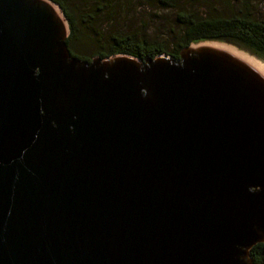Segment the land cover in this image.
I'll return each mask as SVG.
<instances>
[{"label":"water","instance_id":"95a60500","mask_svg":"<svg viewBox=\"0 0 264 264\" xmlns=\"http://www.w3.org/2000/svg\"><path fill=\"white\" fill-rule=\"evenodd\" d=\"M49 0H0V264H253L264 61L71 56Z\"/></svg>","mask_w":264,"mask_h":264},{"label":"trees","instance_id":"16d2710c","mask_svg":"<svg viewBox=\"0 0 264 264\" xmlns=\"http://www.w3.org/2000/svg\"><path fill=\"white\" fill-rule=\"evenodd\" d=\"M49 1L62 11L68 27L66 46L80 60L116 54L139 59L166 54L178 59L181 49L205 40L230 43L264 60V17L254 9L255 0H145L171 11L169 33L159 40L132 32H103L106 0ZM87 45L98 50L85 54L81 47ZM249 258L253 264H264V241L251 246Z\"/></svg>","mask_w":264,"mask_h":264},{"label":"rangeland","instance_id":"374dc122","mask_svg":"<svg viewBox=\"0 0 264 264\" xmlns=\"http://www.w3.org/2000/svg\"><path fill=\"white\" fill-rule=\"evenodd\" d=\"M106 2H108V13L100 15L105 16L107 21L102 23L103 32H132L154 40L168 35L172 16L170 10H162L156 3L151 4L145 0H106ZM254 9L261 18L264 17V0H255ZM60 12L62 14L61 10ZM81 48L85 54H94L98 50L95 46L88 45Z\"/></svg>","mask_w":264,"mask_h":264}]
</instances>
